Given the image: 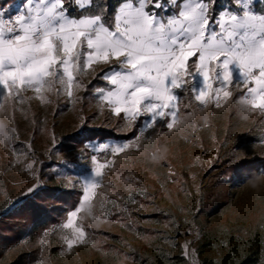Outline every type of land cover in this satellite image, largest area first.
<instances>
[{"label": "rangeland", "instance_id": "obj_1", "mask_svg": "<svg viewBox=\"0 0 264 264\" xmlns=\"http://www.w3.org/2000/svg\"><path fill=\"white\" fill-rule=\"evenodd\" d=\"M90 84L84 82L75 104L51 94L52 103L41 104L29 91L23 105L0 109V264L151 263L140 256L165 264L162 254L221 264L226 255L233 260L256 251L264 259V113L241 102L244 89H234L219 108L188 96L173 129L160 120L140 136L147 118L129 124L123 114L113 115L91 95ZM124 143L132 147L114 158L93 151ZM93 155L115 164L100 178L93 214L89 205L80 213L88 243L69 252L60 226L83 202ZM32 161L33 170H26ZM44 190L71 192L72 206ZM44 214L49 220L37 227Z\"/></svg>", "mask_w": 264, "mask_h": 264}, {"label": "snow or ice", "instance_id": "obj_2", "mask_svg": "<svg viewBox=\"0 0 264 264\" xmlns=\"http://www.w3.org/2000/svg\"><path fill=\"white\" fill-rule=\"evenodd\" d=\"M68 2L24 0L15 15L0 9V109L7 102L23 105L29 91L41 104H51V95L75 104L84 77L97 76L100 69L106 82L95 90L100 105L115 116L123 114L129 124L146 117L140 136L160 120L169 121L168 129L178 124L182 93L201 106L213 102L219 108L222 98L243 88L241 102L249 111L264 113V12L255 10L256 0H232L217 15L213 0H120L111 12L105 0H70L78 15L70 14ZM166 8L172 11L161 15ZM130 147L102 145L93 151L114 158ZM91 162L83 202L60 226L69 252L88 243L80 213L89 205L93 214L100 178L115 164L114 159L100 162L96 155ZM34 164L24 167L32 171ZM137 195L128 198L132 204ZM103 199L130 214L126 206ZM188 247L182 246L185 255Z\"/></svg>", "mask_w": 264, "mask_h": 264}, {"label": "trees", "instance_id": "obj_3", "mask_svg": "<svg viewBox=\"0 0 264 264\" xmlns=\"http://www.w3.org/2000/svg\"><path fill=\"white\" fill-rule=\"evenodd\" d=\"M105 2L107 3V5L109 7V11L111 12V11L116 9L120 0H105ZM231 3H232V0H213V5H212L213 15H217L222 10L229 8ZM69 12L72 15H78V11L75 9L70 10ZM166 12L170 13V11L167 10L165 12H161L160 14H162V13L165 14ZM44 192L46 194H49L50 196H52L53 194L58 192L59 194L57 196V199L59 198L60 201L66 203L65 205H67V206L68 205L72 206V204H70L72 202L71 192H64V191L60 192L58 190L54 193H53V191L49 192V190H44ZM10 212H12V211H10ZM49 217H50L49 215L44 214V216L40 218V220L38 221L39 223H37L36 226L37 227H41V226L44 227V225L49 220ZM140 257H141V259H143L144 262L150 261L151 262L150 264H157L156 262H154V258H152V257L151 258L150 257L148 258L147 256L146 257L140 256ZM161 257L163 258V262L165 264H166V262H168L170 260L171 261L173 260V262L175 264H187V259L183 256H180V255H175L171 258L169 255L162 254ZM221 261H222L221 264H264V259L260 258V255L257 251L252 252V254L239 253V257H237V259H233V260L230 259V255H228V256L226 255L222 258Z\"/></svg>", "mask_w": 264, "mask_h": 264}, {"label": "crops", "instance_id": "obj_4", "mask_svg": "<svg viewBox=\"0 0 264 264\" xmlns=\"http://www.w3.org/2000/svg\"><path fill=\"white\" fill-rule=\"evenodd\" d=\"M70 0L68 3H66V6H70ZM257 6V7H256ZM75 10H77L75 8ZM169 10L170 12L172 11V9L170 8H166L165 11ZM225 10V9H224ZM255 10L260 13V12H264V0H256L255 2ZM164 11V12H165ZM161 15H164L163 13ZM105 70H107V66H105ZM97 72L99 73V75L97 76H94V75H89L87 77H84V82H87V81H90L91 84H90V92L92 93L91 95L96 98V94H95V90L98 88V87H104L106 86V82L100 78L102 77L103 75V72L100 70V69H97ZM234 90V89H233ZM242 90L240 89H237L235 91L236 94H241ZM181 95V99H180V102H179V109L180 111L184 110V108L188 105L189 101L187 100L188 99V96L191 97L188 93H182L180 94ZM97 99V98H96ZM179 111V112H180ZM159 122V121H158Z\"/></svg>", "mask_w": 264, "mask_h": 264}, {"label": "built area", "instance_id": "obj_5", "mask_svg": "<svg viewBox=\"0 0 264 264\" xmlns=\"http://www.w3.org/2000/svg\"><path fill=\"white\" fill-rule=\"evenodd\" d=\"M0 1L2 2L5 0H0ZM7 1H5L4 4H0V9L4 10L9 15H15L18 9L21 11L23 10L24 0H9V2ZM66 7L68 8L69 11L75 9V7L72 4ZM222 101H224V99Z\"/></svg>", "mask_w": 264, "mask_h": 264}]
</instances>
